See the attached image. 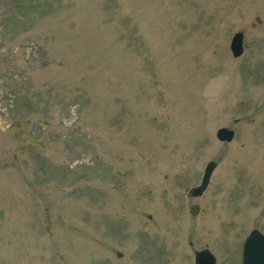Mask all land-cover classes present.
Segmentation results:
<instances>
[{"label":"rangeland","instance_id":"obj_1","mask_svg":"<svg viewBox=\"0 0 264 264\" xmlns=\"http://www.w3.org/2000/svg\"><path fill=\"white\" fill-rule=\"evenodd\" d=\"M254 227L264 0H0V264L239 261Z\"/></svg>","mask_w":264,"mask_h":264},{"label":"water","instance_id":"obj_2","mask_svg":"<svg viewBox=\"0 0 264 264\" xmlns=\"http://www.w3.org/2000/svg\"><path fill=\"white\" fill-rule=\"evenodd\" d=\"M242 36H243L242 32H237L234 34L232 38V41L230 43V49L233 52L234 56L240 55L243 51ZM44 124L45 121L43 125ZM22 127H25L24 122L22 124ZM233 135H234V131L226 127H221L216 132V136L220 140L230 141L232 140ZM26 142L32 145L42 144L39 139H34V138H27ZM216 164L217 163L215 161H209L207 163L204 169V173L200 185L190 188L188 190L189 196H198L202 194V192L205 190V188L208 185L210 175L213 169L215 168ZM196 212H197V207L196 205H194L191 208V213L196 214ZM263 252H264V235H262L258 230L251 231V233L248 235L244 243V264H252V262L255 261ZM117 255L120 256L121 253L117 251ZM205 256L210 257V259L208 261H202L201 259ZM211 262H212V257L207 250H203L202 252L196 254L197 264H211Z\"/></svg>","mask_w":264,"mask_h":264},{"label":"flooded vegetation","instance_id":"obj_3","mask_svg":"<svg viewBox=\"0 0 264 264\" xmlns=\"http://www.w3.org/2000/svg\"><path fill=\"white\" fill-rule=\"evenodd\" d=\"M194 205H196V207H197V212H196V214L198 213V211H199V204L198 203H193V204H191L190 205V207H189V212H190V214H192L191 213V208H192V206H194ZM193 215V214H192ZM253 229H257V230H259V228H257V227H254ZM260 231V230H259ZM260 233L261 234H263L264 235V233L263 232H261L260 231ZM249 234V233H248ZM247 234V235H248ZM247 235L245 236V238L247 237ZM190 245H192V242H190ZM204 249H208L209 250V252H210V255H211V257H212V262H211V264H234V261H235V263L236 264H243V254H242V248H241V251H240V254L239 253H236V254H238V255H240V259H239V261H238V257H236V258H233V256L235 255V254H233V251L234 250H231V249H224L223 251H225V254H222V249L220 250V249H216L215 251H213V250H211V249H209V247L208 246H205L204 248H201V249H193V260H192V264H196V262H195V258H196V253L197 252H201L202 250H204ZM223 255V256H222ZM208 256H205V257H203L201 260L202 261H208L209 259H210V257H208ZM234 260V261H233ZM254 264H264V252L254 261Z\"/></svg>","mask_w":264,"mask_h":264}]
</instances>
